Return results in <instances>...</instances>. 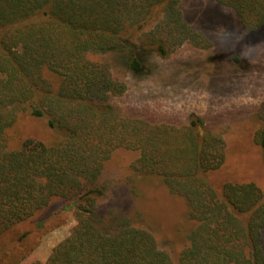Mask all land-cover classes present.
Segmentation results:
<instances>
[{"label": "trees", "instance_id": "obj_1", "mask_svg": "<svg viewBox=\"0 0 264 264\" xmlns=\"http://www.w3.org/2000/svg\"><path fill=\"white\" fill-rule=\"evenodd\" d=\"M217 1L250 35L264 31V0ZM210 44L181 0H0V264H264V189L234 178L224 135L202 116L153 122L115 103L128 84L112 57L140 74L152 52ZM256 118L264 162V99ZM120 151L132 175L186 201L195 225L176 263L119 202H104ZM65 210L69 235L45 261L24 262Z\"/></svg>", "mask_w": 264, "mask_h": 264}, {"label": "rangeland", "instance_id": "obj_2", "mask_svg": "<svg viewBox=\"0 0 264 264\" xmlns=\"http://www.w3.org/2000/svg\"><path fill=\"white\" fill-rule=\"evenodd\" d=\"M181 8L185 19L206 33L210 46L183 45L168 57L152 52L140 74L127 67L123 56L112 57L115 74L128 84L115 103L123 114L153 122L183 123L202 116L224 135L230 169L237 171L234 178L254 180L264 189L263 154L253 141L257 108L264 99V31L250 35L237 14L217 0H181ZM130 158L129 152L120 151L107 165L102 177L108 187L104 202H119L131 222L151 231L176 263L195 225L187 216V203L159 179L132 175ZM74 222L72 210L62 211L51 228L41 230L40 242L24 262L45 261Z\"/></svg>", "mask_w": 264, "mask_h": 264}]
</instances>
